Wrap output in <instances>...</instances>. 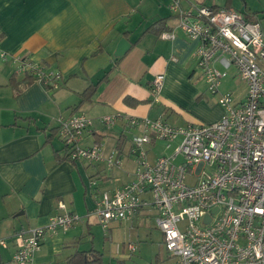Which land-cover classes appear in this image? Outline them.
Wrapping results in <instances>:
<instances>
[{
    "label": "crops",
    "instance_id": "obj_1",
    "mask_svg": "<svg viewBox=\"0 0 264 264\" xmlns=\"http://www.w3.org/2000/svg\"><path fill=\"white\" fill-rule=\"evenodd\" d=\"M171 1L0 0V51L62 76L60 88L48 91L34 80L24 82L12 62L0 60V240L11 245L15 232L44 227L64 212L80 217L67 232L47 235L35 256L37 264H66L75 252L90 249L103 255V264L171 263L152 209L106 227L92 213L98 192L134 179L132 138L142 131L127 126L129 117L185 126L213 123L222 116L215 106V115L209 118L204 104L208 92L194 58L197 42L178 28ZM191 7L189 0H182L183 9ZM245 11L252 14L247 6ZM160 20H166L163 31H174L173 40L145 34ZM250 20L258 22L264 34V17ZM123 40L129 45L125 52ZM104 76L107 79L100 82ZM157 76L163 77L159 102H153L163 105L159 110L149 103ZM97 84L91 100L81 103L80 94ZM238 88L236 102L246 94V86L241 93ZM77 113L93 121L79 145L99 144L104 155L116 153L120 167L108 172L104 163L59 161L56 152L59 157L67 152L57 136L58 119ZM104 116L117 119L106 127L101 123ZM156 146L147 149L150 163L156 161L151 158ZM91 181L96 184L91 186ZM0 249L9 256L13 251ZM7 258L0 254V260Z\"/></svg>",
    "mask_w": 264,
    "mask_h": 264
},
{
    "label": "built area",
    "instance_id": "obj_2",
    "mask_svg": "<svg viewBox=\"0 0 264 264\" xmlns=\"http://www.w3.org/2000/svg\"><path fill=\"white\" fill-rule=\"evenodd\" d=\"M170 10L178 28L197 42V70L206 91L217 98L222 116L213 123L185 126L129 117L127 126L142 131L132 138L134 179L112 191L98 192L92 213L106 227L110 222L129 220L142 209H152L164 249L172 258L170 264H264L263 31L258 22L232 9L201 5L185 10L182 0H172ZM158 38L173 40L175 33L162 31ZM0 60L12 62L16 75L30 77L48 91L60 88L58 71L46 72L30 60L2 51ZM231 69L235 72L230 73ZM230 75L246 86L242 101L221 91L223 80ZM162 81L157 76L152 82L154 103L159 102ZM116 119L104 116L101 123L110 127ZM92 124L82 113L59 117L57 136L69 160L104 163L108 172L120 167L116 153L104 155L99 144L79 145ZM158 142L166 143V149L178 144L172 155L150 163L147 149ZM58 208L64 210L65 205L59 203ZM79 220L77 214L64 212L44 227L15 232L9 238L11 245L1 239L0 247L13 251L0 264H37L35 256L47 235L67 232Z\"/></svg>",
    "mask_w": 264,
    "mask_h": 264
},
{
    "label": "rangeland",
    "instance_id": "obj_3",
    "mask_svg": "<svg viewBox=\"0 0 264 264\" xmlns=\"http://www.w3.org/2000/svg\"><path fill=\"white\" fill-rule=\"evenodd\" d=\"M189 1H190V3H192L193 6H201V5H204L207 7L216 6V7H219L220 9H227V7H228V9H232L234 11L241 13L242 15H245L244 17H246L248 20H250L253 16H258L260 19L262 17H264V0H189ZM245 6H247L248 10H250L252 12V14L246 13L247 11H245ZM230 73H228V75ZM201 83H202V86L200 83L198 85H200L201 87H204L203 82H201ZM236 88H238V93L245 91V86L237 78H235V80L233 81V79L231 77H228L227 79H224L222 84H221V91L223 93H225V92L227 93L229 91H231V92L234 91V94H233L234 97H236L235 96L236 95V92H235ZM207 95L208 96H207V99H205L204 104H205V107L207 108V110L209 111V118H211L215 115V111H212L213 108L215 106H218L220 108V106L217 103L216 97L211 96L209 93H207ZM149 103L152 104L154 106V108H156L158 110L163 109V105L162 104L159 106L155 105L153 103V99H151ZM173 105L176 108H178L180 106L179 104H176V103H174ZM186 109H188V111L190 112L189 108H186ZM166 110H167V108H166ZM177 119H179V118L177 117ZM179 120L183 122V120H181V119H179ZM55 142L58 145H60L58 141H55ZM177 144H178L177 142H174L171 144V147L169 149H166L165 148L166 143L158 142L157 146L154 149H152L154 152L152 153L151 158L157 159V158L164 156V155H166V156L172 155L175 152ZM180 161H181V158H178L177 163H180ZM139 229L142 230V228H139ZM3 251H2V249H0L1 257H4V258L8 257L9 258V254L7 255ZM7 259H4V260H7ZM146 264H149V263H146Z\"/></svg>",
    "mask_w": 264,
    "mask_h": 264
},
{
    "label": "trees",
    "instance_id": "obj_4",
    "mask_svg": "<svg viewBox=\"0 0 264 264\" xmlns=\"http://www.w3.org/2000/svg\"><path fill=\"white\" fill-rule=\"evenodd\" d=\"M210 8H212L213 10L220 9L219 7H216V6H212ZM227 9H228V7H227ZM165 22H166V20H160V21L156 22L155 24L150 26L145 31V34L146 33H152L155 35H159L163 30L167 29L165 26ZM107 75H108V73L106 74V76ZM106 76H104V78H102L100 80V82L106 80L107 79ZM12 80H14V77H12ZM30 80H32L30 77H26L24 82H27V81L29 82ZM97 87H98V84L97 85H90L89 87H87L80 94V100H81L80 102L84 103L86 101H90L92 96L96 92ZM127 101H128V99H125V102H127ZM53 135H54V133L51 136H49V140L52 139ZM56 154H57L56 156L59 158V161L69 160V156L67 154L65 156H62V157H59L58 152H56ZM66 264H103V255L94 249H90L88 251H77L74 254H72L66 260Z\"/></svg>",
    "mask_w": 264,
    "mask_h": 264
},
{
    "label": "water",
    "instance_id": "obj_5",
    "mask_svg": "<svg viewBox=\"0 0 264 264\" xmlns=\"http://www.w3.org/2000/svg\"><path fill=\"white\" fill-rule=\"evenodd\" d=\"M128 47H129V45L123 40V41L121 42V50H122V52H125V51L127 50ZM205 220H206V221H209V217L206 216Z\"/></svg>",
    "mask_w": 264,
    "mask_h": 264
}]
</instances>
